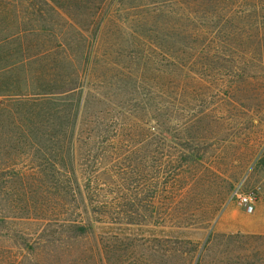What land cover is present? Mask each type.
<instances>
[{
    "label": "rangeland",
    "instance_id": "rangeland-1",
    "mask_svg": "<svg viewBox=\"0 0 264 264\" xmlns=\"http://www.w3.org/2000/svg\"><path fill=\"white\" fill-rule=\"evenodd\" d=\"M0 119L23 129L0 133L9 204L50 187L39 157L53 144L24 121L62 119L55 143L72 141L74 182L58 187L74 193L45 194L49 220H14L66 254L45 264H264V0H0ZM79 181L107 206L76 240L62 225L79 219ZM30 253L0 239V264Z\"/></svg>",
    "mask_w": 264,
    "mask_h": 264
},
{
    "label": "trees",
    "instance_id": "trees-1",
    "mask_svg": "<svg viewBox=\"0 0 264 264\" xmlns=\"http://www.w3.org/2000/svg\"><path fill=\"white\" fill-rule=\"evenodd\" d=\"M90 55H91V52L88 53V56H86L87 57L86 59L84 58L82 59V61H84V63L88 65L90 61ZM52 59H54V62L56 63L57 66H62L64 63L70 62V61L72 64L74 62V59H71L70 57L66 58V57L59 56L57 59L56 58H52ZM37 76H39V71H37ZM54 76H55L54 72H52L51 75L48 73L45 74V78H48L49 84L53 83L52 79ZM79 77L81 79V75H79ZM70 91H72L71 93H73L76 90L71 89ZM48 92H50L48 94L49 96H51L49 97L51 99H49L45 103V105L49 104V106H52L55 108V106H53V103L55 105L56 102H59L63 99H59L60 97L58 98V95H57L58 93L54 92L53 90H50ZM59 93L60 95L63 94V92H59ZM18 96L20 97V95ZM62 98H65V97L63 96ZM68 99L70 98H65L66 101ZM29 103L31 104L30 101ZM37 110L39 111L36 114L29 113V116L37 117L38 115L41 116L43 113L46 115H49V113L43 107H40ZM52 120L63 121L62 119H27L26 121H24L25 124L23 123L27 132H29L31 135V137H29L31 138V140H37L40 137H47L48 142L50 144L51 143L53 144L52 147L50 145H49L50 147L48 146L49 147L48 153L43 152V149L41 148L40 154H42V157H39L40 162H41L40 163L41 168L50 169L52 171V174L49 177H47L45 173H41L43 175L42 178L48 180L45 184L50 186V187L43 186L46 192L43 195H41V197H38L37 195H40V194H38V192L35 191V189L28 190V193L26 191H23V192L19 191L18 194L19 195L23 194V199L18 198V199H21V201H19L17 205H14L12 203L9 204L8 202L10 200V198H8L9 194L5 191L6 183H3L0 179V239L6 238V240L12 241L18 247L29 250V252L31 253L29 254L30 257L28 259L30 263L32 264H45L46 262H49V261L55 262V261L66 260V257H65L66 254H62L60 252L51 253L52 249L47 250V245H46L47 243H49V245H53V244H56V242H48V241L42 240V235L40 234L37 236L30 235V234L24 233L23 231L18 230L17 228H14V220L17 218L19 219V218L31 216L32 219H36V220L37 219L39 220L48 219L49 220L48 216L56 212L57 208L54 207V209H52L50 203L46 201L47 199L45 196L46 193L51 194V196L54 195V197H56L57 191L63 192L65 194L66 192H69V191L74 193V190L73 189L71 190V187H68V188L58 187L61 183V179H65V180L68 179V182L69 181L74 182L75 173L73 171L74 170L73 153L71 152L72 151V147H71L72 141L70 140V142L68 144L66 143V145L64 146L60 142L55 143L56 142L55 130H57V128H55L54 122L52 124L50 123L52 122ZM20 125H21V122L19 119H0V133L3 132L2 128L4 129L5 126L8 128L11 127L12 128L11 132L14 133L16 132L15 128L20 129ZM20 130H23L22 126ZM11 148L12 146L8 147V149H11ZM55 148H58V150L55 151ZM0 151H1V145H0ZM0 157H1V153H0ZM64 157H65V160H68L67 162L70 163V169L64 167V165L57 164L58 161L63 162ZM58 165L63 166L64 171H61L60 169H58L57 171L56 168ZM17 177L19 178V180H22L24 175H18ZM21 182L24 183L23 181ZM30 188H32V186H30ZM78 189H79V214H78L79 219L78 220H65L64 225H62V227L67 229L65 230V232H71L72 237L76 240L95 235L94 231L95 229H97L96 224L104 223V222L100 221L102 219H97L96 217H94L92 212L97 214L99 211L98 208L100 206H107V205H103L102 203L98 204L99 207H94L92 205L93 204L92 202L88 204L87 199L85 198V195L83 192V188L80 184V181H79ZM15 195H17V193ZM48 200L50 199L48 198ZM54 200L56 201L55 204L57 205V203H59L57 198H55ZM91 208L93 209L91 210ZM127 222L128 224H133V223H130L131 221L130 222L127 221ZM113 224H122V222H115ZM229 239H234V238L231 237ZM261 239L264 240V238H261ZM180 256L181 258H184L185 255L180 254ZM199 264H200V261H199Z\"/></svg>",
    "mask_w": 264,
    "mask_h": 264
},
{
    "label": "built area",
    "instance_id": "built-area-1",
    "mask_svg": "<svg viewBox=\"0 0 264 264\" xmlns=\"http://www.w3.org/2000/svg\"><path fill=\"white\" fill-rule=\"evenodd\" d=\"M238 197L240 204L244 206L247 209V212L252 213L255 208V196L250 193H242V194H236Z\"/></svg>",
    "mask_w": 264,
    "mask_h": 264
}]
</instances>
